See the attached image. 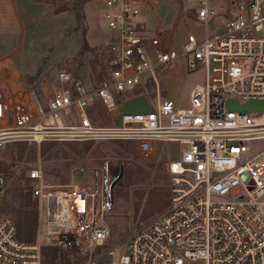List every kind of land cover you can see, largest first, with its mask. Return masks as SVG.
Masks as SVG:
<instances>
[{
  "label": "built area",
  "instance_id": "built-area-1",
  "mask_svg": "<svg viewBox=\"0 0 264 264\" xmlns=\"http://www.w3.org/2000/svg\"><path fill=\"white\" fill-rule=\"evenodd\" d=\"M98 1L111 31L98 84L60 68L41 103L6 92L0 81V147L12 140L125 138L150 156L158 140L176 141L179 154L167 166L170 205L139 221L121 245L100 251L111 233L106 218L121 162L103 158L88 168L89 181L72 173L62 183L32 166L27 185L41 218L29 241L1 210L7 179L0 171V264H264V110L225 105L228 97L264 98V0H187L204 31H189L181 48L166 28L149 25L151 0ZM221 13L224 26L209 34L208 21ZM180 57L189 70H203L186 105L160 95V73ZM151 85L154 103L144 89ZM140 92L150 109L124 112L123 99ZM96 101L108 112L121 109V123H94ZM44 245L59 256L47 262ZM64 255L73 261H59Z\"/></svg>",
  "mask_w": 264,
  "mask_h": 264
},
{
  "label": "rangeland",
  "instance_id": "rangeland-1",
  "mask_svg": "<svg viewBox=\"0 0 264 264\" xmlns=\"http://www.w3.org/2000/svg\"><path fill=\"white\" fill-rule=\"evenodd\" d=\"M55 9L72 7L75 10L76 25L66 29L64 34L45 50L33 51L18 58L19 78L21 83L10 85L0 80L6 92H13L20 87L24 97L33 102H44L56 79L60 68L69 69L76 79L94 86L103 75L107 53L104 40L90 46L84 38L87 20L94 28H106L103 22V8L96 0H52ZM213 3L224 0H212ZM151 7L146 11L151 26L166 28L173 45L181 48L189 31L200 36L204 31L202 24H196L187 0H151ZM88 15L97 16L94 21ZM9 5L0 1V19L5 21L9 15ZM13 12V11H12ZM20 23V18L13 13L10 17ZM225 23V15L219 14L207 23V32L212 34ZM23 25V22L21 23ZM107 31L103 39L109 35ZM5 72H0V76ZM203 80V70H189L183 57L160 73V95L168 96L180 105H186L189 90L195 82ZM155 102V87L144 88ZM128 93V92H125ZM93 106L90 112L94 123L109 125L121 123V109L116 107L108 112L101 104ZM179 146L173 140H158L156 149L150 156L140 155L134 140L125 138H104L88 140L46 139L39 143L27 140H12L0 147V171L7 179L6 193L2 202V212L10 215L16 225L25 217V210L37 209V232L40 228V202L34 197L27 185V172L32 166L40 165L50 182H68L72 173L76 180L91 179L93 169L103 158L113 162L120 161L119 176L113 187V205L107 214V223L111 233L100 251L109 245H121L142 219L166 209L170 205L168 162L177 157ZM111 162V166L114 164ZM81 177V178H80ZM45 251H49L45 249ZM46 255V254H45ZM57 256L59 254L57 253ZM61 256V255H60ZM63 263L72 262L67 255ZM48 262L53 260L46 255ZM66 259V260H65ZM202 263V261H200ZM102 264V262H101Z\"/></svg>",
  "mask_w": 264,
  "mask_h": 264
},
{
  "label": "crops",
  "instance_id": "crops-1",
  "mask_svg": "<svg viewBox=\"0 0 264 264\" xmlns=\"http://www.w3.org/2000/svg\"><path fill=\"white\" fill-rule=\"evenodd\" d=\"M0 1L4 2V5L8 4L10 9L5 21L0 19V72H5V75L0 76V80L18 86L21 83L18 58L33 51L45 50L57 41L66 29L74 27L76 25L75 10L70 6L55 9V3L52 0ZM89 8L92 7L86 8L87 19L89 17L93 22L97 16L88 15L91 10ZM13 13L21 19L19 24L10 18ZM22 22L23 25H21ZM94 24L96 20L91 26L87 20L84 38L90 46L102 42L103 36L109 31L106 28H94ZM13 93L28 101L24 97L21 86L16 87Z\"/></svg>",
  "mask_w": 264,
  "mask_h": 264
},
{
  "label": "water",
  "instance_id": "water-1",
  "mask_svg": "<svg viewBox=\"0 0 264 264\" xmlns=\"http://www.w3.org/2000/svg\"><path fill=\"white\" fill-rule=\"evenodd\" d=\"M225 105L228 109L264 110V98H249L246 101L239 102L235 97H228L225 100ZM150 107L147 96L142 92L127 96L122 101L124 112L148 111Z\"/></svg>",
  "mask_w": 264,
  "mask_h": 264
},
{
  "label": "trees",
  "instance_id": "trees-1",
  "mask_svg": "<svg viewBox=\"0 0 264 264\" xmlns=\"http://www.w3.org/2000/svg\"><path fill=\"white\" fill-rule=\"evenodd\" d=\"M100 104L99 107V114H102V107L100 102H97L96 104ZM93 110V107L90 109V112ZM104 112V111H103ZM92 113V112H91ZM66 182V181H61ZM37 223H38V217H37V209H28L25 210V217L23 220H19L17 226V234L20 238L33 241L36 238V231H37ZM45 249H48L49 251H45ZM43 253L45 256V260L48 262V259L46 258V255L50 256L53 260L57 257V249L50 245H44L43 246ZM46 254V255H45ZM51 260V261H53ZM50 261V262H51Z\"/></svg>",
  "mask_w": 264,
  "mask_h": 264
}]
</instances>
